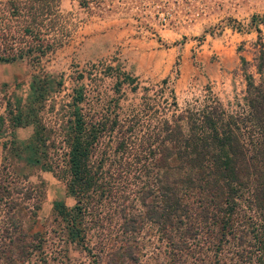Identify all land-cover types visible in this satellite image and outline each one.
Segmentation results:
<instances>
[{"label": "trees", "instance_id": "1", "mask_svg": "<svg viewBox=\"0 0 264 264\" xmlns=\"http://www.w3.org/2000/svg\"><path fill=\"white\" fill-rule=\"evenodd\" d=\"M261 23L264 15L252 14L257 48L254 71L241 56L246 87L240 110L210 93L181 107L167 76L156 88L142 85L138 98L121 101L124 84L133 92L139 85L119 64L100 71L93 63L78 75L87 81L73 87L65 103L71 115L63 169L66 192L75 203L59 214L61 231L86 251L90 264H264ZM61 26L58 0L1 2L0 61L26 59L37 69L25 96L6 93L8 83H0V138L6 123H31L30 142L38 139L47 148L50 129L43 110L54 106L50 100L63 87L64 73L45 70L41 59L61 42ZM107 77L113 93L106 90ZM41 166L55 170L58 159L48 157ZM4 182L2 196L10 193L11 182ZM13 225L18 228L17 221ZM25 236L23 230L10 236L18 258L7 254L2 264L24 262L41 248ZM43 251L40 260L48 264Z\"/></svg>", "mask_w": 264, "mask_h": 264}, {"label": "rangeland", "instance_id": "2", "mask_svg": "<svg viewBox=\"0 0 264 264\" xmlns=\"http://www.w3.org/2000/svg\"><path fill=\"white\" fill-rule=\"evenodd\" d=\"M58 5L61 42L41 59L45 70L64 73L63 87L50 100L54 106L47 104L43 110L50 129L47 148L38 139L30 142L31 123L16 127L6 123L0 138V186L4 180L11 182L9 194L0 192V264L6 263L7 254L18 258L10 236H20L22 230L24 241L38 242L41 248L18 264H42L41 249L48 264H90L86 251L61 231L59 214L60 208L70 209L75 203L63 177L68 150L65 124L71 115L65 103L73 87L87 81L85 76L77 78L80 73L86 74L93 63L100 71L106 64H119L139 85L133 92L124 84L121 101L138 98L142 85L156 88L167 76L181 107L210 93L229 109L240 110L246 87L241 56L248 71H254L257 48L251 16L264 15V0H58ZM259 25L264 36V24ZM36 69L26 59L0 61V83H8L4 91L25 96ZM104 83L113 93L111 78ZM34 155L39 162L31 160ZM48 157H57L59 168H43ZM32 234L37 237L32 239Z\"/></svg>", "mask_w": 264, "mask_h": 264}]
</instances>
